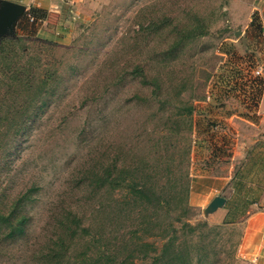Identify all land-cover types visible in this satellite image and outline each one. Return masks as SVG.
I'll list each match as a JSON object with an SVG mask.
<instances>
[{"label": "rangeland", "instance_id": "1", "mask_svg": "<svg viewBox=\"0 0 264 264\" xmlns=\"http://www.w3.org/2000/svg\"><path fill=\"white\" fill-rule=\"evenodd\" d=\"M39 9L0 54V211L29 194L0 264H153L170 225L162 264H264V0Z\"/></svg>", "mask_w": 264, "mask_h": 264}, {"label": "trees", "instance_id": "2", "mask_svg": "<svg viewBox=\"0 0 264 264\" xmlns=\"http://www.w3.org/2000/svg\"><path fill=\"white\" fill-rule=\"evenodd\" d=\"M38 9L39 8H33V7L28 8V11L22 13V16H20L19 19L16 21L15 27L19 28L20 30H24L26 25H32L34 23L32 21L35 18V17H33L32 13L34 14ZM28 21H31L30 24ZM21 23H24V25L22 26ZM21 40H22L21 36L18 35L16 33V31H14V36L1 37L0 38V54H3L6 57V51H9V52L18 51V53L23 51V44H21ZM141 77H142L143 83H149L144 78L143 75ZM21 79L22 78L16 79L17 84L20 83ZM22 81L26 83V82H28V79L26 78V79H23ZM152 85H155V83L152 82ZM16 111H18V109H16ZM16 125H18V123ZM110 175H111L110 169L108 167H106L104 169V171L99 174L98 181H99L100 185H105L108 183L110 184L111 183L110 178H108V177H110ZM114 180L115 179H111V181H114ZM30 189H32V191H37L38 188L33 187V188H29V190ZM135 189L136 190L133 192L135 197L140 198L142 193H143L142 187L137 186V187H135ZM24 199L25 200L29 199V194L27 192L20 194L14 200V202L11 204V206L9 207V210L7 212L0 211V226L5 229V234L3 235L4 239L14 240L23 234V232L25 230L27 217L23 213L19 214V212H23L21 210L22 204H20V202H21V200H24ZM73 218H74L75 222L76 221L78 222V220H76L75 217H73ZM200 225L201 224L191 225V224H188L186 222H180L179 229H177V230H180L182 233H185V234L191 233L194 230H196V228ZM82 230H85V229L82 228ZM169 231H170V234H169L168 238L160 245L159 252L153 256L154 257L152 260L153 264H162L164 253L166 252V250H168L169 247L172 246V238L174 237V235H176L175 234L176 229L170 225ZM141 245L146 247V248H150V249L155 248L153 246V244H151V243L142 242ZM147 251H144L143 254H141L142 258H144L146 255H148ZM183 254L184 253H181V249H179V250H177V252H175L174 258L177 261L176 264L183 261ZM186 264H190L189 259H187Z\"/></svg>", "mask_w": 264, "mask_h": 264}, {"label": "crops", "instance_id": "3", "mask_svg": "<svg viewBox=\"0 0 264 264\" xmlns=\"http://www.w3.org/2000/svg\"><path fill=\"white\" fill-rule=\"evenodd\" d=\"M13 2H17L22 4L23 6H30L33 8L45 9L47 12H50V16H55L58 12H63L68 9V6L79 5L86 0H9ZM26 7L24 6V9ZM44 20L42 21V24ZM41 24V25H42ZM262 77L264 78V67ZM260 109H264V92L261 95ZM250 222L256 221V226L253 228V232H251L250 242L253 244L252 253L262 262H264V211L258 213V215H253L249 217Z\"/></svg>", "mask_w": 264, "mask_h": 264}, {"label": "water", "instance_id": "4", "mask_svg": "<svg viewBox=\"0 0 264 264\" xmlns=\"http://www.w3.org/2000/svg\"><path fill=\"white\" fill-rule=\"evenodd\" d=\"M24 11V6L9 0H0V38L14 36V25ZM237 33V32H235ZM212 204L220 206L224 198L215 196Z\"/></svg>", "mask_w": 264, "mask_h": 264}, {"label": "built area", "instance_id": "5", "mask_svg": "<svg viewBox=\"0 0 264 264\" xmlns=\"http://www.w3.org/2000/svg\"><path fill=\"white\" fill-rule=\"evenodd\" d=\"M69 12H71V10H69ZM260 34L262 37H264V19L261 21L260 24ZM259 71H256V73H258Z\"/></svg>", "mask_w": 264, "mask_h": 264}]
</instances>
